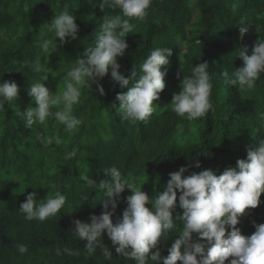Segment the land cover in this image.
Wrapping results in <instances>:
<instances>
[{
	"label": "trees",
	"instance_id": "obj_1",
	"mask_svg": "<svg viewBox=\"0 0 264 264\" xmlns=\"http://www.w3.org/2000/svg\"><path fill=\"white\" fill-rule=\"evenodd\" d=\"M65 9L76 16L79 32L77 39L69 37L62 44L43 25ZM117 15L123 18L122 11L112 9L108 0H0V82L15 81L20 88L15 106L5 103L0 108V264H136L115 252L106 233L104 244L112 250L111 259L100 248L88 254L84 242L70 233L74 220L90 223V216H99L106 198L103 191L86 186L80 178L83 170L97 183L111 182L105 170L114 166L152 198L164 191L169 173L186 167L185 176L208 169L219 175L235 167L237 160L246 159L247 147L264 140V77L254 89L241 92L221 75L243 67L239 53L246 49L251 55L255 42L264 38V0H153L144 20L130 21L135 28L126 38L129 48L118 58L122 75L129 77L135 66L138 76L151 50L172 49L170 63L162 69L167 72L166 88L153 115L147 121L125 120L113 105L119 106L117 94L128 89L112 81L109 73L99 81L104 95L95 83L82 87L80 101L73 108L82 124L71 133L51 120L26 128L21 112L34 106L29 85L42 82L53 93L62 92L67 71L94 45L104 17ZM241 26L249 27L243 38ZM44 40L50 41L47 51L40 47ZM37 57L40 73L30 67ZM201 62L210 67L215 112L189 122L174 113L170 104L173 93L180 91L177 74L191 75L192 67ZM56 136L63 140L59 146L42 143ZM74 148L76 157L65 159ZM196 162L201 167H195ZM57 190L66 196L57 216L27 221L20 213L28 194L36 192L38 203ZM131 194V190L121 194L114 223L122 218ZM179 194L177 190V205ZM260 200L258 208L250 209L238 225L245 236L256 231L254 223L264 224V194ZM177 214H183L179 206L174 218ZM177 224L169 239L159 245L165 257L182 230V224ZM17 244L26 245L28 251L19 253ZM64 248L79 255H68Z\"/></svg>",
	"mask_w": 264,
	"mask_h": 264
},
{
	"label": "clouds",
	"instance_id": "obj_2",
	"mask_svg": "<svg viewBox=\"0 0 264 264\" xmlns=\"http://www.w3.org/2000/svg\"><path fill=\"white\" fill-rule=\"evenodd\" d=\"M112 9H120L122 16L104 17V22L94 35V45L87 47L84 53L74 61V66L67 71L64 90L53 93L46 83L36 82L29 85L28 95L32 98V105L21 112L24 126L31 129L35 124L43 125L46 121H55L64 126L65 132L71 133L77 129L82 120L74 115V105L81 98L84 86L91 88V83L101 95L104 88L99 83L104 77L111 75L112 81L127 92L118 93L117 107L113 105L123 118L130 122L147 121L155 112L160 94L165 90L166 68L172 56V49L156 47L143 60L129 77L121 74L118 58L123 57L129 48L126 38L135 25L130 21L135 18L144 20L152 6L153 0H108ZM76 16L65 9L55 14L50 23L43 25L63 44L68 38L77 39L79 26ZM241 25L244 21L241 20ZM249 27H239L241 38L248 32ZM50 41H42L40 47L47 51ZM243 67L235 68L231 73L223 71L225 82L231 86H238L239 91L254 89L261 77H264V38H259L248 55L247 50L239 53ZM31 70L40 73L42 65L39 57L31 64ZM209 64L201 62L193 66L191 75L177 74L181 80L180 91L173 93L171 109L189 122L204 117L209 112H215L211 102L212 82ZM43 76V81H48ZM20 88L15 81L0 82V108L5 103L15 106L19 98ZM62 104V107H58ZM45 146H59L63 143L61 137L45 138ZM258 145V146H257ZM77 149L65 154V159H72L77 155ZM246 159H239L235 167H228L222 173L211 169L199 173L181 167L178 171L169 173L164 191L157 192L152 198L138 187L136 183L124 175L118 168L105 170L112 178L111 182L95 179L82 171L80 178L86 186L96 191H103L105 199L100 205L103 212L97 216H90V223L79 219L73 221L70 233L84 242L88 254H93L97 248L102 250L105 258H112V250L104 244V234L111 240L115 252L125 259H131L136 264H264V224H255L256 231L250 235L242 234L238 225L241 218L256 209L264 194V140L246 148ZM199 168V162L195 163ZM131 190L127 197V208L122 218L116 215L118 201L121 194ZM177 190L179 204L177 205ZM66 204V196L60 191L50 192L47 197L37 203V193L27 195L26 200L19 206L20 213L27 221L41 222L55 217L62 212ZM151 205V208L148 207ZM179 206L183 214L173 213ZM177 221L182 224L178 238L168 249V255L161 254L160 243L167 241L172 231L177 228ZM230 229V231H229ZM19 253L24 254L28 247L17 244ZM68 255H79L68 248L63 249ZM57 255L61 250L57 248ZM229 258L230 261H229Z\"/></svg>",
	"mask_w": 264,
	"mask_h": 264
},
{
	"label": "bare ground",
	"instance_id": "obj_3",
	"mask_svg": "<svg viewBox=\"0 0 264 264\" xmlns=\"http://www.w3.org/2000/svg\"><path fill=\"white\" fill-rule=\"evenodd\" d=\"M32 192V191H31ZM27 194V193H26Z\"/></svg>",
	"mask_w": 264,
	"mask_h": 264
}]
</instances>
